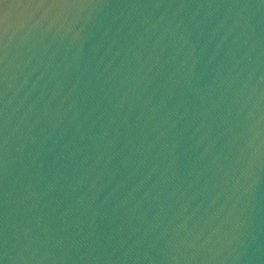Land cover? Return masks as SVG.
<instances>
[{
    "label": "clouds",
    "instance_id": "obj_1",
    "mask_svg": "<svg viewBox=\"0 0 264 264\" xmlns=\"http://www.w3.org/2000/svg\"><path fill=\"white\" fill-rule=\"evenodd\" d=\"M0 34V264H264V0H52Z\"/></svg>",
    "mask_w": 264,
    "mask_h": 264
},
{
    "label": "water",
    "instance_id": "obj_2",
    "mask_svg": "<svg viewBox=\"0 0 264 264\" xmlns=\"http://www.w3.org/2000/svg\"><path fill=\"white\" fill-rule=\"evenodd\" d=\"M52 0H0V34L3 33L6 24L14 26L19 20L33 17L43 11L36 7L41 3H50ZM258 198L264 199V184L257 188ZM264 212L257 210V225L260 226V221Z\"/></svg>",
    "mask_w": 264,
    "mask_h": 264
}]
</instances>
